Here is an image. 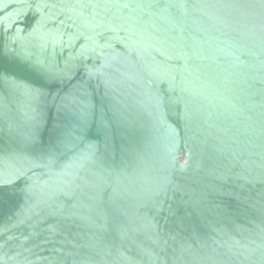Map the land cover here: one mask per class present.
<instances>
[{
    "label": "water",
    "instance_id": "water-1",
    "mask_svg": "<svg viewBox=\"0 0 264 264\" xmlns=\"http://www.w3.org/2000/svg\"><path fill=\"white\" fill-rule=\"evenodd\" d=\"M0 264H264V0H0Z\"/></svg>",
    "mask_w": 264,
    "mask_h": 264
}]
</instances>
